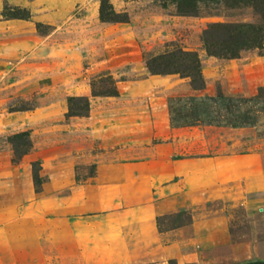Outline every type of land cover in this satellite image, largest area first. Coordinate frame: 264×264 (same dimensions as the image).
Returning <instances> with one entry per match:
<instances>
[{"label":"rangeland","instance_id":"1","mask_svg":"<svg viewBox=\"0 0 264 264\" xmlns=\"http://www.w3.org/2000/svg\"><path fill=\"white\" fill-rule=\"evenodd\" d=\"M109 1L121 21H100L97 15L99 0H88L76 7L67 19L53 26L42 24L37 30L41 36L53 30L54 35L23 58L7 61L0 56V232L4 233L7 224L10 189L23 188L25 177L31 180L28 199L22 203L18 198L12 205L17 208L27 205L35 210L37 197L33 196L40 193L35 189L33 171L40 176L42 189L51 175L62 176L69 165L75 167V181L82 183L94 175L98 163L148 157L157 138L148 144H138L135 140L141 141L145 132L136 130L133 124L141 117L143 106L150 108L158 134L165 132L167 97L227 92L264 97V47L243 51L239 57L227 59L207 54L202 42L203 31L209 24L260 22V15L252 6L206 2L199 4L195 14L182 15L169 0ZM171 44L198 54L204 78L202 89L194 90L188 78L175 73L168 77L169 85L157 87L149 95H91V82L104 71L109 72L121 89L128 81L146 77L149 72L145 58L163 52ZM69 96L88 97L87 116L65 117ZM94 121L101 122L104 127L95 131ZM113 123L117 125L110 127ZM25 130L30 133L32 148L13 163L8 136ZM200 130L209 146L218 148L221 153L257 148L264 158V138L258 137L251 128L190 129ZM178 134L186 136L183 131ZM34 161L39 164L33 165ZM12 166L16 169L10 171ZM12 174L18 175L19 180ZM70 191L71 187L67 186L47 194L64 197ZM222 211L230 215V227L237 242L264 237V231L254 230L245 219L241 205L220 201L184 213L167 214L159 219V229L165 231L187 224L191 212L205 215ZM18 219L19 214H16L13 220ZM262 222L264 227V220ZM256 226L260 227L259 224ZM259 255L243 244L221 246L204 251L202 260L195 264L264 260ZM0 264H7L5 256L0 257ZM166 264L176 263L168 260Z\"/></svg>","mask_w":264,"mask_h":264},{"label":"crops","instance_id":"2","mask_svg":"<svg viewBox=\"0 0 264 264\" xmlns=\"http://www.w3.org/2000/svg\"><path fill=\"white\" fill-rule=\"evenodd\" d=\"M4 1L0 0V13ZM6 1L31 12L30 19H0V56L8 61L23 58L54 35L53 30L41 36L36 22L53 26L88 0ZM173 75L149 73L124 83L122 89L119 84L116 86L122 96H145L157 87L169 85L168 77ZM187 95L166 98L163 133L157 134L148 105L142 107L141 117L133 121L136 130L145 132L141 141L134 139L138 144H148L157 138L148 157L98 163L94 175L82 183L75 181V167L69 165L65 174L51 175L40 194L33 196L37 197L35 210L27 205L20 208L12 205L18 198L22 203L28 199L31 183L28 177L23 188H11L7 224L4 233L0 232V257L5 256L7 264H166L168 260L195 264L202 260L204 251L243 244L264 259V237L237 242L230 227V215L224 211L205 215L191 212L187 224L165 231L159 229L157 218L161 216L220 201L241 205L254 230L264 231L263 152L253 148L221 153L209 146L203 130L190 131L223 126H172L169 99ZM255 116L254 125L235 129L251 128L264 138V112ZM93 125L95 131L104 127L96 121ZM179 131L186 136H178ZM12 167L10 171L16 169ZM12 176L19 180L18 175ZM67 186L71 187L67 196L47 194ZM16 214L19 219L13 220Z\"/></svg>","mask_w":264,"mask_h":264},{"label":"trees","instance_id":"3","mask_svg":"<svg viewBox=\"0 0 264 264\" xmlns=\"http://www.w3.org/2000/svg\"><path fill=\"white\" fill-rule=\"evenodd\" d=\"M177 13L192 15L198 10L199 4L212 2L223 3L227 6L248 4L260 15L258 23H212L202 34L203 49L207 54L220 58H237L241 52L264 47V0H169ZM99 19L102 22L121 21L109 0H99ZM0 18L30 19L31 12L26 7L12 5L6 0L0 13ZM39 30L42 23L36 22ZM145 67L150 74H179L189 79V85L194 90L204 87V78L198 54L195 51L184 50L172 45L163 52L145 58ZM95 82L97 85H95ZM91 82L92 96H118L116 80L108 71L101 72L97 80ZM170 124L185 125H215L223 127H246L254 125L255 114L264 112V97L245 98L241 96L217 93L209 95H187L171 97L168 104ZM89 99L87 96H69L65 117L87 116ZM7 138V137H6ZM11 144L13 163H17L32 148L29 131H20L8 136ZM33 165L39 164L34 161ZM78 179V178H77ZM33 182L36 192L41 190L42 180L33 171ZM77 183H79L77 181ZM180 210L179 213H184ZM163 217V216H161ZM157 218V222L159 219ZM239 264H264V260L247 261Z\"/></svg>","mask_w":264,"mask_h":264}]
</instances>
